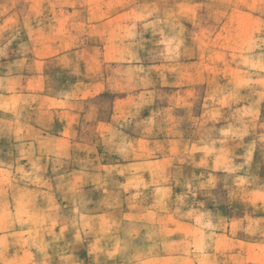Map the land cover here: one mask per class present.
I'll list each match as a JSON object with an SVG mask.
<instances>
[{"label": "crops", "instance_id": "obj_1", "mask_svg": "<svg viewBox=\"0 0 264 264\" xmlns=\"http://www.w3.org/2000/svg\"><path fill=\"white\" fill-rule=\"evenodd\" d=\"M233 1L222 6V17L207 12L219 5L206 3L205 11L197 0L41 3V14L51 13L48 20L37 17L35 32L42 34L27 54L6 62L14 74L0 87V108L15 126L1 140V164L20 168L23 185L21 207L0 210V264H264V127H251L253 118L264 121V83L258 97L242 102L244 108L258 103L255 117L227 112L234 126L243 125L235 131L242 137L229 142L239 154L221 167L243 173L225 176L221 189L212 186V198L222 200L211 207L197 197L189 205L185 192L178 196L175 178L165 175L172 152L188 148L183 126L191 117L189 90L206 82L207 92L213 84L206 67L221 52L219 30L205 33L203 25L232 23ZM204 37L211 47H201ZM189 48L207 59L184 61ZM204 117L195 119L199 124ZM249 151L256 155L243 159ZM211 165L216 168L215 160ZM156 167H163L162 176H154ZM108 168L117 175H107ZM101 181L108 201L103 210L78 213L103 224L43 220L70 216L74 190L85 192ZM145 208L155 223L141 220ZM17 214L20 221L12 223Z\"/></svg>", "mask_w": 264, "mask_h": 264}, {"label": "rangeland", "instance_id": "obj_2", "mask_svg": "<svg viewBox=\"0 0 264 264\" xmlns=\"http://www.w3.org/2000/svg\"><path fill=\"white\" fill-rule=\"evenodd\" d=\"M36 1H38L37 4ZM51 1H58L59 3H67L69 0H0V87L1 83H4L3 78L12 77L14 74V68L9 69L7 66L8 61L16 56L15 54L25 53L27 54L29 48L33 47L37 34L35 28L37 27V17L49 19L51 13L50 9H46L44 13L41 3H47ZM207 4H217L219 8H211L207 12L216 11L217 15L226 16L227 9L222 8L227 4L228 0H197ZM234 8L231 11L233 17L232 23L221 22L217 25H203L206 33L207 29L219 30V49L220 53L213 57L211 65L207 66L209 71L208 78L211 79L212 86L208 87V91H204V86L207 83L197 85L194 89L189 90V103L188 113L191 114L190 119L184 122L185 129L188 134L186 136V145L188 148L182 154L180 152H172V165L170 171L166 168L165 175H171L175 178L176 189L179 193L182 191L187 194L186 202L189 205H195L197 197L205 198V203L208 202L209 206L219 199L212 198V186L219 185L220 189L223 187L222 181L225 176H233L234 174L243 173L242 168L237 166L221 167V164H227L229 158H234L239 154V151H234L236 147L232 145L231 141H239L242 136H236L235 131L243 126L236 121L235 126L227 118L229 111L236 116L242 115L245 111L252 113L255 117V113L258 112V103H248L247 107H242V102H246L252 97L259 96V91H262L264 83V0H234ZM50 7V6H49ZM64 7H67L64 5ZM247 23V24H245ZM42 23H40V26ZM196 25V24H195ZM143 26V25H142ZM188 26H191L188 24ZM149 28V27H147ZM206 35V34H204ZM144 37H140L141 43H147L148 34L145 33ZM27 39V40H26ZM173 43H178L174 41ZM189 43V41H188ZM191 45V44H189ZM200 45L203 48L211 47V38L204 37L200 41ZM197 51L196 48H194ZM263 49V50H262ZM207 49L204 50V52ZM231 51L232 54H228ZM261 52L259 54L258 52ZM178 58V57H177ZM207 59V57H201V54L194 52L192 48H189L187 55L185 54L184 61L195 62L198 59ZM174 66V61L172 62ZM192 69L196 66L191 64ZM7 67V68H6ZM207 75L208 73H203ZM210 83V82H209ZM204 85V86H203ZM2 90V88H0ZM1 92V91H0ZM209 94V95H208ZM232 98L238 103L227 102ZM215 101L213 102L212 101ZM5 98L1 96V105L4 103ZM211 101V102H210ZM176 114H180L179 108ZM215 113L213 119L207 118V114ZM198 115H204L205 119L201 123H197L195 117ZM175 119L171 120V123L175 125ZM258 126L264 127V121H256L254 118L251 122V127L256 128ZM196 127H200L199 131H196ZM15 129L13 121L4 117L0 108V144L4 135L8 131ZM253 142L260 141L257 136H249ZM199 144L203 147L202 151H196V146ZM213 146L221 148L220 151H214ZM243 159L249 156H255L256 153L245 152L243 153ZM264 157V155H263ZM262 157V158H263ZM215 160L216 168H212L211 162ZM4 161V153L0 151V210L3 207H14L19 209L21 207V196L19 183V176L21 174L20 168L10 167L6 170L1 162ZM159 168H154L156 171L154 176H162L163 173L158 172ZM243 170V169H242ZM103 173V169L101 170ZM107 175H117V169L108 168L105 170ZM127 171V169H124ZM141 172L147 171V169H140ZM29 175L32 174L30 170ZM103 175V174H102ZM35 185V184H31ZM78 186V185H77ZM132 185H126L129 188ZM82 187V186H81ZM87 187V186H86ZM91 188L85 192L83 189L76 188L74 190L75 199H72L75 203V211H72L70 216H44L43 220H49L58 224L76 223L77 224H95L102 223L103 219L94 216H82L78 212H84L90 209L92 212L103 210V204L106 205L108 201H103V181L98 184H93ZM84 188V187H83ZM57 193L62 192V186L57 185L55 187ZM85 197V198H84ZM144 197V196H143ZM145 198V197H144ZM173 199V201L179 202V197ZM183 200V197H182ZM25 202V201H24ZM59 202V201H58ZM208 205H205L207 207ZM221 205H225L221 203ZM175 207V204H174ZM204 207V208H205ZM177 210V208H175ZM61 211V210H60ZM203 215L207 213L202 211ZM141 220L149 223H155L152 221L154 218L151 214H148L146 208L140 214ZM10 216V215H9ZM177 216L180 218L181 214ZM205 219L209 218L204 216ZM4 217H0V223ZM132 216H129L131 219ZM157 219V217H155ZM151 220V221H150ZM208 220V219H207ZM20 221V215L12 217V223ZM209 224H205L207 227ZM59 227V226H58ZM211 227V226H209ZM92 229V228H91ZM94 229H92V233ZM212 231V228L211 230ZM189 234H192L188 230ZM59 238H62V232L57 233ZM18 238V237H17ZM209 238V236L207 237Z\"/></svg>", "mask_w": 264, "mask_h": 264}]
</instances>
